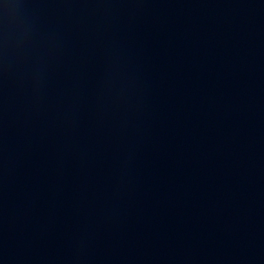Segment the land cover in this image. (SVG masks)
I'll return each instance as SVG.
<instances>
[{"label": "water", "instance_id": "95a60500", "mask_svg": "<svg viewBox=\"0 0 264 264\" xmlns=\"http://www.w3.org/2000/svg\"><path fill=\"white\" fill-rule=\"evenodd\" d=\"M0 264H264V0H0Z\"/></svg>", "mask_w": 264, "mask_h": 264}]
</instances>
